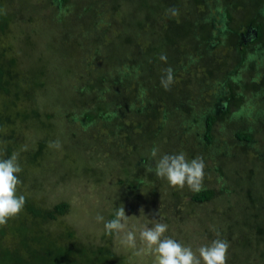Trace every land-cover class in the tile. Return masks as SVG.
Instances as JSON below:
<instances>
[{"label":"rangeland","instance_id":"1","mask_svg":"<svg viewBox=\"0 0 264 264\" xmlns=\"http://www.w3.org/2000/svg\"><path fill=\"white\" fill-rule=\"evenodd\" d=\"M2 1L9 6L10 11L7 12L10 17L4 33L0 31V63L6 66L3 72L16 75L23 73L27 66L31 74L38 75L39 71L44 70L46 79L43 77L42 80L46 86L44 90L37 88L33 92L44 107L50 104L58 110V103L66 96L65 87L70 77L67 73L68 69L65 71L63 64L69 61L65 57L71 58L77 53L78 46L73 44L77 38L93 42L97 37L95 34L102 32L99 40L102 41L100 50L104 56L109 54L110 48L123 43L124 38L132 34L138 35L139 38L135 44L125 42L124 45H128L126 49H129V53H134L136 48L141 52L148 50L158 54L153 68V77L158 76L151 77L152 81L146 87V94L150 88L162 90L161 79L158 77L164 74V69L172 67L170 61L178 59L175 57L178 53L182 52L180 58L182 54L193 51L195 57H193V67L186 66L188 61L186 58L179 60L184 68L179 67L180 69L176 72L173 71L174 83L170 87L177 94L181 89L184 91L186 86L192 87L191 90L196 94L191 97L189 103L191 107L194 106L182 109L181 104L184 107L187 106L184 105L183 100L177 101L176 113H170L173 115L170 121L167 120V134L163 138L159 139L157 131L152 128L148 132V141L137 144L138 139L131 138L127 131L126 123L130 119L129 123L135 125L133 126L134 136L141 138L136 129L138 123L134 119L136 115L132 118L130 113H128L129 118L126 116L115 118V124L109 127L101 126L96 134H90L91 131L87 129L74 128L72 136L65 135L68 128L65 122L58 127L59 131L51 129L45 133L47 137L49 134L56 135L61 147L49 149V161L52 163L48 162V166L39 167L34 164L35 167L28 169L33 175L42 178L39 187L33 189L35 195L31 198H35V203H45L47 208H52L51 206L60 201L67 202L68 207L66 212L52 218L36 217L42 227L40 232L46 236L50 234L49 237L57 240V243L67 245L69 248L85 245L93 249L102 247L108 250L113 258L104 260L101 264H156L155 255L140 241L138 232H136V247H127L115 235H105L103 222L96 221L97 214L103 215L105 221L111 220L110 213H115L116 209L124 207L127 215H133L130 223L136 227L144 224L151 227L157 222L166 223L168 225L166 236L182 244L191 245L194 250L203 244L210 243L213 237L218 236L219 239L227 240L230 244L227 264H264V92L259 88L264 87V58H260L259 55L249 60L243 58L245 66L240 76L243 95L241 94L240 100L229 107L227 116H216L217 119L212 124L211 130L210 144L213 143L211 148L205 146L203 157L202 151L197 152L206 165L204 185L213 188L214 191L211 199L192 201L190 199L192 191L187 186L183 189L171 187L167 180L158 178L154 171L149 172V167L144 166L140 159V157L144 159L152 157L150 153L153 147L159 148L160 155L171 154L170 150L175 147L178 149L174 154L184 152L189 160L198 156H195L194 147L191 145L192 138L186 137L189 131L196 129L197 136L203 138V131L197 129L198 120L195 123L191 116L207 112L209 106L213 104L214 96L220 91H226L224 83L229 78L228 75L233 67L241 62L237 53L238 41L225 30L223 45L219 49L213 45L208 51L206 49V52L202 51V57L199 56L198 49L202 50L207 42L216 40V37L212 35V28H221L226 20L230 28L235 27L237 31H243L246 14L253 9L255 1L237 0L238 4L230 6L227 0H197L193 7L194 12L187 4V0H128L124 3L123 0L122 2L121 0H101L103 3H99L100 0H74L75 13L77 11L82 13V15L80 13L76 15L84 16L83 11L87 6L90 7L91 12L94 11L89 15L91 16L89 26L92 25L95 34L91 32L87 33V36L83 34L85 32L83 28L69 34V30L76 25L72 23L74 13H68L61 21L55 19L58 11L57 4H52L51 0ZM170 1H174L172 6L168 4ZM67 6L70 7L66 1L65 13ZM22 8L27 9L22 10ZM172 10L176 11V15H172ZM191 10L197 17L214 15L215 18H210L214 25L211 27L209 21L195 20L197 17L188 13ZM225 10H228L230 18L224 15ZM157 16L160 17L158 23ZM82 25L84 26L85 23L83 22ZM189 26L194 27L191 29ZM144 30L146 35L145 32L143 33ZM152 32L154 37L150 38L148 33L151 35ZM72 35L74 37H71ZM137 43L139 45H136ZM263 47L264 36L262 35L257 45L251 46L252 57ZM40 52H42L41 59L37 60ZM119 55L113 54L114 57ZM162 55L166 57V60L161 59ZM117 61L118 59L112 61L111 56H106L103 62L111 68V64L114 67ZM72 77L74 81L75 73ZM117 95L118 98L121 97L120 93L113 96L117 97ZM1 98L0 95V103ZM173 99L174 96L172 103H175ZM19 104L23 110L28 108L25 101L24 103L17 101L16 105ZM30 108L33 109L31 106ZM70 108L62 116L65 121L74 115ZM12 110L13 108L9 109V111ZM110 110L107 107L102 112L108 113ZM235 110L236 112L233 113ZM58 113L55 116L60 122L62 119ZM181 119L190 120L193 127L189 125L187 128H182V131L180 127L181 134L179 133L177 137L167 136L170 135L169 128ZM183 122L181 120L179 125ZM37 123L41 124L39 120L33 124ZM23 124L20 125L23 126ZM16 125H18L17 122ZM113 126L120 130L116 137L111 139L106 135L109 136L108 131L112 132ZM147 127L145 126V129ZM242 127L249 128L248 133L251 131L249 146H246L242 139H235L237 131ZM12 128L14 132L5 130L4 133L8 136L12 134L16 138L21 133L22 137L19 138L21 145L17 148L18 141H16V145L8 152L5 145L12 141H8L9 137L2 139L0 159H6L13 153H18L20 166H27V153L35 148L36 144L32 143V148L28 145V137L31 133L27 130L30 129L21 128L16 131L18 127ZM4 133L0 131L1 136ZM139 133L143 134L142 130ZM71 137H73L72 140H69ZM43 138V134L36 135V140ZM21 150H25L22 151V156L19 154ZM207 151L210 154H207ZM151 162L152 165L156 163L154 158ZM137 176L143 179L140 180L139 185L133 181ZM129 181H133L134 186H137L132 187ZM144 181L145 185L142 186ZM223 184V190L226 191L221 193L219 190ZM149 190L154 194L150 195L147 192ZM222 200L237 205L236 216L233 213L231 215L241 219L242 223L237 225L233 223L234 225L231 226L232 223L226 222L230 220V215L226 218L221 217L226 215ZM23 218L24 222L30 225L28 221L31 219L28 213ZM11 219L9 221H12ZM195 227L197 232L190 236L191 230H195ZM6 228L9 227L0 226V264L3 262L20 264L18 259L9 255L14 253L12 250L16 248V245L20 246V236H16L13 230ZM209 229H212L213 233ZM27 242L31 244V241L27 240ZM29 247L31 249L28 253L24 248L23 250L19 248L22 251L21 254L23 256L34 254L33 257H35L38 250L35 246L29 245ZM2 248H7L10 252L6 253Z\"/></svg>","mask_w":264,"mask_h":264},{"label":"trees","instance_id":"2","mask_svg":"<svg viewBox=\"0 0 264 264\" xmlns=\"http://www.w3.org/2000/svg\"><path fill=\"white\" fill-rule=\"evenodd\" d=\"M68 3L69 6L66 13L64 11L65 3ZM51 0L50 2L52 4H57V12H56V18L57 20L61 21L62 18L64 19L68 13H74L72 23H75L76 25L73 26L69 30V34H73L76 29H80L85 31L83 34L87 36L91 32L95 34L94 28L89 26V16L91 13L90 7H86V9L83 11L84 16L82 13L77 11L76 13H80L76 15L75 13V5L73 4L74 0ZM128 1V0H123ZM197 0H187V4L191 7L190 9H194V5L196 4ZM215 1V0H214ZM255 1V6L253 9L249 12H247L245 17V24H244V30L241 31L242 34L247 30L250 32V39L246 42H243L241 39L240 31H237L238 29H232L229 27V23L226 20L221 28L214 29L212 28V35L216 37V40L209 41L205 45V48L200 50L198 49L199 56L202 57V51L206 52L208 51L210 47L215 45L218 49L221 45H223V38H224V30L227 33H230L233 35L234 38L238 41L239 48L237 50V53H239V59L240 63H237L231 73L228 75L229 78H227L226 82L224 83V86H226V91H220L214 96L213 104L209 106L207 109V112L201 115H193L191 118L195 120L197 129H201L203 131L202 137L197 136V130L192 129L191 132L189 131L187 133L186 138H192L190 139L192 147H194L195 156L198 155L197 152L202 151V157L205 155L204 148L205 146H212L210 144V141L212 139L211 137V130H212V124L214 123L215 119H217V115L227 116L229 113V107H231L235 102L240 100V95L243 93L241 92V71L243 70L245 66V61H243V58L252 59L256 57L257 55L261 56L260 58H264V47L259 50V52L256 53L252 57L251 53V46L257 45L258 41L261 39L262 35L264 36V0H252ZM122 2V0H121ZM229 5L232 4L235 5L238 4L237 0H227ZM99 3H103V1H99ZM174 1L168 2L170 6H172ZM27 4V3H26ZM97 4V3H96ZM169 6V5H168ZM7 5H5L4 1L0 0V31L3 32L5 30V27L7 21H9V17L7 12L8 10ZM27 7L29 5L27 4ZM94 7H96L94 5ZM70 8H72L70 10ZM27 8H22V10ZM188 12L189 14H193V11ZM186 12V10H184ZM10 12V11H9ZM195 12V11H194ZM64 15L62 16V14ZM224 15L227 18H230L228 10H225ZM88 14V15H86ZM55 15H53L55 17ZM94 16V15H92ZM197 17L196 15H194ZM187 17H191L188 16ZM159 16H157V23L159 21ZM194 18V17H193ZM210 18H215L214 15L211 16H203V17H197L195 20H204V22H210L211 27L214 25V23H211ZM94 19V18H93ZM97 21V20H96ZM154 21V20H153ZM83 22L85 25L83 26ZM191 25V24H190ZM239 25V23H237ZM77 26V27H76ZM96 26V25H95ZM191 29L194 26H189ZM87 30H86V29ZM190 29V30H191ZM187 30V29H186ZM28 31V30H27ZM79 31V30H78ZM145 32V33H144ZM4 33V32H3ZM88 33V34H87ZM143 33L146 35V30L143 31ZM189 33V32H188ZM102 32H97L95 34L97 37H95V40L93 42L89 41L88 39L80 40L76 39L73 44H77L78 51L76 54H73L70 58L69 56L65 57V59L69 60L65 62L64 70H67V73L69 74L70 80L67 81L66 85V96L62 98V100L58 103L59 109L54 108L53 105L50 106L46 105L45 107L39 102L37 95L34 96L33 92L37 88H42L44 90L45 82H43V77L46 79V74L44 70L39 71L38 75L31 74L29 72L28 66L27 69L22 73L13 75L9 73H4V69L6 66L4 63H0V95L2 96V101L0 103V131H2V134L5 132V130H9L11 132L13 131V126L18 127L20 130L21 128L30 129L29 131V144L32 148V143H35L36 146L31 151H29L28 158L26 159V164L22 168V172L18 173L19 179L21 181V184L18 186V194H22L26 198V203L24 206V209L22 212L17 216L12 218V221H8V226L3 227H9L6 229H11L13 232L16 233V236H20V246L17 247L14 250H12L14 253L11 255V257H15L18 259L20 264H101L104 262V260L113 258L112 254L105 250L102 247L93 249L90 246H78L76 248H69L67 245H63L61 243H57L58 241L55 239H52L49 234V236L44 235V233L40 232L42 231V227H40V221L36 219V217H49L52 218L57 214L66 212L68 204L65 201H60L53 206L52 208H47L48 206L45 203L36 202L35 198L33 197L35 194L33 192V189H36L41 184V177H38L36 175H33V173L28 170L29 168L36 166H48L49 161V149H52L49 147V144L53 141H57L56 135L49 134V137L46 136L45 133L49 132V130L53 129L55 131L58 130V127L62 123H66L68 125V128L65 132V135L68 134L69 136H72L74 134L73 130L74 128L80 129L83 128L84 130L87 129V131H91L90 134H96L97 130H100V127L105 126L109 127L112 124H115L114 120L115 118H121L123 116H126V118H129V114H131V117L133 118L136 115V118L134 117L135 121L138 123L136 124V129L138 130L139 137L134 136V124L131 122L129 123L130 119H128V122L126 123L128 125L127 131L130 134L131 138L138 139L136 140L137 144H142L148 141V132L152 130L157 131V136L159 139L163 138V136H166V128H167V120L170 121V117L174 113H176L177 110V101H182L185 103L187 107L182 106V109L192 108L190 106L189 100L193 95L196 93L191 90L190 87L186 86L184 87L185 90L181 89L178 94L176 91L172 90L170 88L168 91H166L164 88L155 90V88H150V91L148 94H146V87L150 85L153 77V68L156 65L157 62V56L155 51L151 53L148 50H145L143 52L138 51L135 46L134 53H129V49H126V46L124 45L125 42L129 41L131 43H134L138 40V35L132 34L128 36L127 38H124L123 43H120V45L110 48L109 54L102 55L100 50V45H102L101 39ZM26 36V35H24ZM148 36L150 38L154 37V34L152 32L151 35ZM54 37V36H53ZM56 37V36H55ZM71 37H74L72 35ZM103 37V36H102ZM24 38V37H23ZM54 39V38H53ZM27 40L29 38L27 37ZM55 40V39H54ZM136 45H139L138 43ZM206 49V50H205ZM191 50V49H189ZM112 51V52H111ZM182 52L178 53V59H173V62L170 61V66L173 69L174 72L180 68H184V66H181L182 64L179 60L181 59H187L186 66H192V62L194 61V53L193 51H189L188 53H184L179 58L180 54ZM247 53V54H246ZM40 52L39 56H37V60L41 59ZM113 54H120L118 57H114ZM186 54V55H185ZM246 54V55H245ZM261 54V55H260ZM206 55V54H204ZM245 55V56H244ZM106 56H111L112 61L115 59H118L117 63L113 65L111 64V68L108 64H104V59ZM174 57V58H175ZM194 57V58H193ZM145 61V62H144ZM13 62V61H11ZM145 63V65L143 64ZM71 65V66H70ZM180 67V68H179ZM28 71V72H27ZM56 72V70L54 69ZM77 72V73H76ZM54 73V72H53ZM75 73L74 81H72V76ZM55 74V73H54ZM174 74V73H173ZM38 76V77H36ZM158 76V75H156ZM154 75V77H156ZM36 77V78H34ZM153 77V78H154ZM161 79V77H158ZM230 79V83H228V80ZM46 81V80H45ZM72 82V83H71ZM111 86V87H109ZM262 92H264V87H259ZM114 90V92H113ZM121 94V97L118 98L114 97V94ZM257 94V93H256ZM262 94V93H261ZM22 95V97H21ZM147 95V97H146ZM6 96V97H5ZM174 96L175 103H172V98ZM257 96V95H256ZM118 98V99H117ZM125 98V99H124ZM124 99V101H123ZM127 99V100H126ZM17 101H21L24 103L26 102V110H23L22 107L19 105H16ZM161 105V106H160ZM30 106L33 108L31 109ZM159 106L161 108H159ZM180 106V105H179ZM71 110V113H74V115L69 118L67 121H65L62 116L64 115V112L69 108ZM109 107L111 109L108 111V113L102 112L103 109ZM10 108H13L12 111H9ZM207 108V107H206ZM205 108V110H206ZM62 110V111H61ZM204 110V111H205ZM239 109H237L238 111ZM61 111L60 113H58ZM187 111V110H185ZM173 114L171 115L170 113ZM236 110L233 112L235 113ZM58 113V116L62 119L60 122L57 121L56 114ZM239 115V114H238ZM198 116V117H196ZM232 117H235V115H232ZM190 119V118H189ZM36 120L40 121V125L33 124L36 122ZM184 121L183 123H180V121ZM178 122H175L172 128H169L170 135L167 136H174L177 137L179 133V128H187L189 125H192L190 120H184L181 119ZM18 125H16V122ZM33 121V122H32ZM32 122V124H30ZM23 124L20 125V124ZM30 125V126H29ZM239 125L241 126L240 122ZM145 126H148L147 129H145ZM193 127V125L191 126ZM236 127V126H235ZM55 129V130H54ZM120 129H115V126L112 127V132L109 130V136L106 135V137H111V139H114L116 137L117 132ZM142 130L143 134L139 133V131ZM249 128H241L237 131L236 137L238 140H243L244 144L246 146H249L248 142L251 139ZM59 131V130H58ZM43 134L44 138L41 140H36V135ZM32 135V136H31ZM9 137L6 146V151L10 152V150L16 145V141H18L17 148L20 147V141L19 138L22 137L21 133L17 135V138L14 135H9L4 133L3 136L0 134V142L2 139H6ZM93 137H95L93 135ZM73 137H71L69 140H72ZM158 139V140H159ZM104 140V139H103ZM102 140V141H103ZM70 142V141H69ZM204 142V143H203ZM212 142V141H211ZM190 143V142H189ZM171 144V143H170ZM173 145V144H171ZM174 146V145H173ZM16 148V150H17ZM30 148V149H31ZM178 149V148H177ZM175 147L170 150L171 154H174L177 150ZM25 150L19 151V154L21 156L23 155V152ZM209 151H207V154ZM210 154V153H209ZM26 155V154H24ZM200 156V155H198ZM201 157V156H200ZM141 163L144 164V166H148L149 168H152L153 171L155 169V165H152L151 159L153 157L149 158H141ZM144 161V162H143ZM52 163V161L50 162ZM138 177V176H137ZM135 177L134 182L137 183V181L143 180ZM37 179V180H36ZM126 180V179H125ZM133 181H129V184L132 187H136L133 184ZM121 183V182H120ZM128 183V182H127ZM145 185L144 184L142 186ZM224 189V184L222 188H220L219 192H223L226 190ZM132 190V189H131ZM31 191L33 193H31ZM38 190H36L37 192ZM150 195H153L154 192H151L150 190L147 191ZM214 194L213 188L207 187L204 185V188L200 192H191L190 193V199L192 201H204L211 199L212 195ZM226 200V198H222ZM223 204V211L225 212V216L221 215V217L226 218L228 215H230V220H226L227 223H232L231 226L234 224L242 223L241 219H238L236 217H232L231 213L236 216L237 214V205L233 202H224L222 200L221 202ZM45 206H44V205ZM28 213L29 220L28 223L24 222L23 216ZM44 214V216L42 215ZM33 216V217H32ZM110 219L114 218V213H110ZM196 216V215H194ZM193 216V217H194ZM35 217V218H34ZM190 219V218H189ZM206 220V218H205ZM208 220V218H207ZM222 220V219H221ZM184 222V221H182ZM202 222V221H201ZM224 221L222 220V223ZM203 223V222H202ZM234 223V224H233ZM212 224V223H211ZM220 224L217 221V226ZM191 230L190 236L195 234L197 231ZM211 233L212 229H209ZM28 235V236H27ZM69 235V234H67ZM61 236V235H60ZM61 238V237H60ZM218 236H216L214 239H217ZM27 240L31 241V244L27 242ZM208 241V240H207ZM206 241V242H207ZM35 246V248L38 250L37 253H35L33 256H23L19 248H24L25 251L28 253L30 251V247ZM22 246V247H21ZM2 250L6 253L10 252L7 248H2ZM23 250V249H22ZM1 264H5L4 262Z\"/></svg>","mask_w":264,"mask_h":264},{"label":"clouds","instance_id":"3","mask_svg":"<svg viewBox=\"0 0 264 264\" xmlns=\"http://www.w3.org/2000/svg\"><path fill=\"white\" fill-rule=\"evenodd\" d=\"M172 15H176L175 10H172ZM161 59L166 60V57L162 55ZM173 83V69L168 67L161 76V86L169 90ZM49 147L59 149L61 145L59 141H53ZM159 153L158 147H153L150 153L156 161L154 173L158 178L167 180L173 188L183 189L187 186L192 192H200L204 188L206 165L202 157L189 160L184 152ZM148 171L152 172L153 169L149 168ZM20 172L22 168L18 162V153L0 159V226H6L9 219L17 217L24 209L26 198L18 194L21 181L17 174ZM132 216L126 214L124 207H119L113 219L105 221L103 215L97 214L96 221L103 222L105 235H115L127 247H136L138 232L140 241L155 255L156 264H227L230 247L227 240L217 238L194 250L191 245L166 236V223L136 227L130 223Z\"/></svg>","mask_w":264,"mask_h":264},{"label":"flooded vegetation","instance_id":"4","mask_svg":"<svg viewBox=\"0 0 264 264\" xmlns=\"http://www.w3.org/2000/svg\"><path fill=\"white\" fill-rule=\"evenodd\" d=\"M240 35L242 36L241 39H242L243 42H246V41H248L250 39L249 38L250 37V32H248L247 30L244 32V34H242V32L240 31ZM139 180H140V178H139ZM140 183H141V181H137V184H140Z\"/></svg>","mask_w":264,"mask_h":264}]
</instances>
